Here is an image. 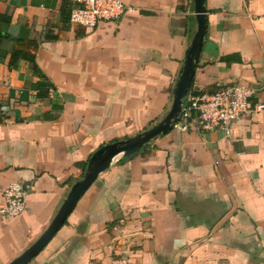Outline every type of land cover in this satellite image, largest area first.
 <instances>
[{"label":"crops","instance_id":"obj_1","mask_svg":"<svg viewBox=\"0 0 264 264\" xmlns=\"http://www.w3.org/2000/svg\"><path fill=\"white\" fill-rule=\"evenodd\" d=\"M122 1L133 11L88 29L64 21L70 0H0V208L10 183L31 188L21 215H0V264L45 230L94 151L170 109L193 1ZM205 8L193 88L245 84L264 103V0ZM29 264H264V111L230 137L172 129L117 156Z\"/></svg>","mask_w":264,"mask_h":264},{"label":"built area","instance_id":"obj_2","mask_svg":"<svg viewBox=\"0 0 264 264\" xmlns=\"http://www.w3.org/2000/svg\"><path fill=\"white\" fill-rule=\"evenodd\" d=\"M69 23L73 26L94 29L100 22L119 20L133 11L122 0H70ZM4 87L0 64V100ZM256 89L236 83L215 92L188 93L180 119L173 129L187 132L191 128L202 132L221 131L226 137L232 135L234 123L243 116L264 111L263 102H255ZM50 98L54 90H49ZM29 185L10 183L3 192L4 205L0 215L17 217L24 211ZM123 262V261H117Z\"/></svg>","mask_w":264,"mask_h":264},{"label":"water","instance_id":"obj_3","mask_svg":"<svg viewBox=\"0 0 264 264\" xmlns=\"http://www.w3.org/2000/svg\"><path fill=\"white\" fill-rule=\"evenodd\" d=\"M192 1L196 19V30L186 50L183 65L175 82L168 113L150 128L124 140L103 145L94 151L82 178L71 186L66 198L49 225L30 246L8 264H29L66 223L67 218L73 212L79 199L98 179L100 174L110 167L117 156L127 159L132 158L140 151L147 149L154 139L171 131L173 125L179 121L183 104L193 82L196 67L204 47L208 27L205 0Z\"/></svg>","mask_w":264,"mask_h":264},{"label":"trees","instance_id":"obj_4","mask_svg":"<svg viewBox=\"0 0 264 264\" xmlns=\"http://www.w3.org/2000/svg\"><path fill=\"white\" fill-rule=\"evenodd\" d=\"M71 1H70V10H69V17L67 16L66 18L64 17V21H68L69 22V18H70V11H71ZM226 61H233V60H235V61H240V59L238 58V57H225L224 58ZM219 90V89H218ZM217 91V90H216ZM197 92H202V91H198V90H196L195 88H193V82H192V84H191V87H190V89H189V92L188 93H197ZM215 92V91H214Z\"/></svg>","mask_w":264,"mask_h":264}]
</instances>
